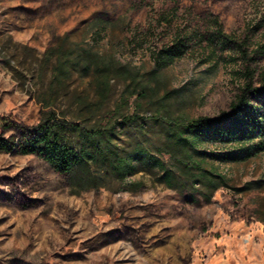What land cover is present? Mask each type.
<instances>
[{"label":"rangeland","instance_id":"obj_1","mask_svg":"<svg viewBox=\"0 0 264 264\" xmlns=\"http://www.w3.org/2000/svg\"><path fill=\"white\" fill-rule=\"evenodd\" d=\"M217 19L232 44L217 36ZM180 39L184 55L161 65L160 53ZM86 52L101 67L84 76L73 64ZM60 59L72 70L62 84ZM106 66L101 113L143 117L145 138L123 124L117 142L148 146L160 110L216 117L248 71L262 85L264 0H0V119L14 124L0 134L20 139V127L36 126L49 110L80 122L89 114L82 103L101 98ZM249 107L264 114V97L251 96ZM253 143L250 151L232 144V161L217 164L229 187L210 202L168 188L158 169L137 160L143 171L125 184L93 166L102 187L82 190L38 156L0 152V264H264V135Z\"/></svg>","mask_w":264,"mask_h":264},{"label":"trees","instance_id":"obj_2","mask_svg":"<svg viewBox=\"0 0 264 264\" xmlns=\"http://www.w3.org/2000/svg\"><path fill=\"white\" fill-rule=\"evenodd\" d=\"M217 36L225 45L232 44L217 19ZM186 43L177 40L159 55L161 65H167L184 55ZM84 63H75L78 72L87 76L93 69H100L98 54L86 52ZM63 59V58H62ZM58 75L62 84L72 73L66 60L60 59ZM109 67L99 80L101 98L95 104L82 103L89 114L80 122H70L61 118L55 110L44 112L34 127H20L21 138L5 137L0 134V152L35 155L43 159L55 171L70 175L81 185L82 190L102 187L94 175L93 166H100L106 175L125 184L127 178L143 170L135 166L155 167L162 174L161 181L168 188L178 191H196L210 202L217 191L229 187V180L219 165L232 161V144L242 151H250L257 136L264 135V114L254 116L250 111L251 96L264 97V81L260 87L254 85V74L247 72V82L241 88L229 110L216 117L202 116L195 119L172 117L165 110L151 118L157 139L138 140L135 148L127 150L118 142L123 124L135 125L145 138L147 127L139 115L121 116L118 110L102 114L108 96ZM120 118L124 121L120 122ZM14 127L11 120L0 119V129ZM206 142L231 147L227 152H208ZM149 147H151L149 149ZM154 152L152 153V150ZM151 152V153H150ZM219 164V165H217Z\"/></svg>","mask_w":264,"mask_h":264}]
</instances>
